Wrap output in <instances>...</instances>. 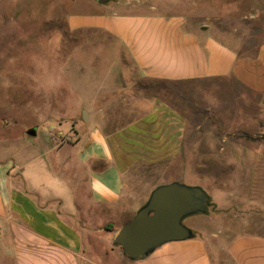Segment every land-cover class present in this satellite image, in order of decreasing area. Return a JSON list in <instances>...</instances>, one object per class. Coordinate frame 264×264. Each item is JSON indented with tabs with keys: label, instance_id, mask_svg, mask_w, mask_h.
Wrapping results in <instances>:
<instances>
[{
	"label": "crops",
	"instance_id": "0c3cea01",
	"mask_svg": "<svg viewBox=\"0 0 264 264\" xmlns=\"http://www.w3.org/2000/svg\"><path fill=\"white\" fill-rule=\"evenodd\" d=\"M180 4L187 9L180 10ZM199 4L200 0H131L125 10L69 17L70 30L95 29L118 40L144 77L204 83L203 113L185 114L169 101L147 94L126 101L119 92L103 87L93 92L90 107L80 99L74 110H86L81 125H76L82 132L77 130L75 140L64 143L58 153L64 173L66 168L79 171L87 194L84 197L81 191L79 196L77 191L75 212L41 201L32 180L26 184L16 166L0 161V264L105 263L94 252L104 247L92 239L107 236L105 243L111 239L113 244L118 229L151 190L169 181L172 168L186 172L191 166L198 173L190 159L226 155L223 150H196L195 142L189 141L201 131H222L230 99L236 105L239 101L241 109L244 92H251L258 96L264 115V39L252 55L239 54L211 25L187 21ZM223 190L222 205L230 211L237 206V195ZM248 202L255 205L260 197L252 193ZM219 212L218 216L229 213ZM108 223L113 229H104ZM227 229L209 235L215 240L228 237ZM115 249L109 247L111 252ZM226 250L233 264H264V234L238 233ZM125 258L131 264H215L201 235L166 242L139 260Z\"/></svg>",
	"mask_w": 264,
	"mask_h": 264
},
{
	"label": "rangeland",
	"instance_id": "374dc122",
	"mask_svg": "<svg viewBox=\"0 0 264 264\" xmlns=\"http://www.w3.org/2000/svg\"><path fill=\"white\" fill-rule=\"evenodd\" d=\"M129 1L0 0V161L16 166L26 184L32 180L41 201L60 203V208L75 212L77 191L79 196L81 191L84 197L87 194L78 170L66 168L64 173L58 152L64 143L75 140L77 130L82 132L76 125H81L86 110L74 108L80 99L90 107L95 90L113 89L126 101L147 94L169 101L185 114L203 113L204 83L144 77L118 40L95 29L67 26L71 16L125 10ZM188 18L211 25L239 54L252 55L264 39V0H200ZM229 102L222 131H201L189 141L195 142L196 150H223L226 155L190 159L198 173L191 166L186 172L174 167L166 181L199 185L209 194L206 211L186 216L183 223L194 226V234L207 240L215 264H233L226 250L231 236L264 234V115L258 96L251 92H244L241 109L239 101L238 105L234 99ZM30 128L37 133L29 135ZM221 189L237 195V206L230 211L222 205ZM252 193L260 197L255 205L248 202ZM218 208L228 215L218 216ZM221 227L228 228L229 236L212 239L210 231ZM104 239H92L104 247L94 248L106 259L100 264H131L119 246L111 252L114 244Z\"/></svg>",
	"mask_w": 264,
	"mask_h": 264
},
{
	"label": "water",
	"instance_id": "95a60500",
	"mask_svg": "<svg viewBox=\"0 0 264 264\" xmlns=\"http://www.w3.org/2000/svg\"><path fill=\"white\" fill-rule=\"evenodd\" d=\"M27 133L35 135L37 132L30 128ZM208 205L209 194L199 185L179 181L160 184L151 190L134 216L118 229L113 244L120 246L123 254L131 260L145 258L166 242L193 237L192 228L185 225L183 219L204 213Z\"/></svg>",
	"mask_w": 264,
	"mask_h": 264
},
{
	"label": "trees",
	"instance_id": "16d2710c",
	"mask_svg": "<svg viewBox=\"0 0 264 264\" xmlns=\"http://www.w3.org/2000/svg\"><path fill=\"white\" fill-rule=\"evenodd\" d=\"M105 229L111 230L113 229V225L111 223H108L104 226Z\"/></svg>",
	"mask_w": 264,
	"mask_h": 264
}]
</instances>
